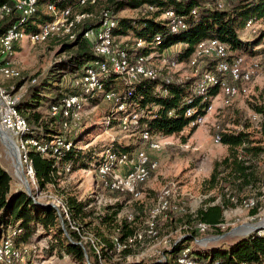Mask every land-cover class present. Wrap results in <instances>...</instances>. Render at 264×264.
<instances>
[{
  "label": "trees",
  "instance_id": "16d2710c",
  "mask_svg": "<svg viewBox=\"0 0 264 264\" xmlns=\"http://www.w3.org/2000/svg\"><path fill=\"white\" fill-rule=\"evenodd\" d=\"M76 1L38 0L36 12L19 27L26 31H36L40 24L50 19L45 11L41 12L39 9L41 3L52 2L59 6H65L73 5ZM5 3L10 4L11 2L10 0H0V6ZM142 5L154 8V11L149 10L141 17H117L118 23L114 29V34L122 37L132 36L131 39L125 41L129 53L137 52L146 55L147 50L148 55L150 50H168L171 51L170 59H174L178 63H187L195 46L203 39L218 38L227 45L230 51L244 49V42L241 41L237 33V19L248 15L264 17V0H234L230 6L224 9H218L211 0H108L104 9H110L114 14H117L122 9L137 8ZM93 6L88 5L83 9L93 11ZM168 10H173L185 17V29L177 32L170 31L166 20L160 18ZM192 10L195 11L194 14H192ZM20 19L21 16L16 12L1 17L0 35L6 33ZM94 23L95 21L88 22L90 25ZM157 34L161 37L160 43L148 44L154 40ZM260 36H264V32H260ZM139 39L145 44L136 47L135 42ZM259 39L260 37L254 40L255 43ZM61 46L62 50L68 51L70 54L63 56L64 58L60 59V63L70 58L71 64L79 68L99 59L80 33L72 41L62 40ZM213 64L214 60H209L206 68L212 69ZM66 68L69 69L68 65ZM165 73L163 78H159L161 75L159 73L155 79H143L130 86H123L119 80L118 91L124 90L123 92L126 93L125 103L132 105L140 113L139 126L137 127L140 128L139 136L143 129L154 134L167 136L181 133L186 128L190 129L188 134L191 135L196 130V126H190L191 120L202 114V109L207 104L206 101H203L202 96L194 91L196 76L178 81L172 79L168 71ZM33 79L34 81H32ZM116 79L113 74L109 75L104 80V87L114 89ZM19 83V85L23 84L21 81ZM29 83L16 105L30 126L27 136L47 140L61 136L65 140H71L73 147L63 151L58 161L59 164H68L74 168L75 163L83 156L82 152L75 148V140L63 135L60 118L47 117L45 114L42 115L43 112L40 110L43 99L40 100L39 96L43 89H47L49 85L38 83L36 75L30 77ZM68 91L69 93L78 92L71 88ZM210 93L215 95L216 88H212ZM60 94L61 90H57L50 97V100L54 101ZM95 97L97 96H88V100L92 101ZM189 98L191 102L187 104L186 101ZM251 106L264 117V104H251ZM189 107L196 111L191 117H187L185 114ZM112 108L114 107L112 106ZM113 112L116 111L113 109ZM235 123L241 125V128L237 130L218 128L217 130L220 142L228 146V152L213 162L210 175L202 182L204 195L213 194L207 196L202 205L192 214H188L187 223L194 222L197 225L202 222L208 224L209 229H217L219 224L223 222V213L226 209L243 204L250 199V193L253 190H258L264 185V170L261 166L262 160L260 161V157L264 155V140L252 136V131L249 130L250 124L247 121L243 122L242 119L237 118ZM117 143L113 141L109 143L107 148H111L115 152H130L137 147H118L119 144ZM29 158L32 160L40 188H45L48 184L56 182L58 167L55 166V157L51 154H42L30 150ZM10 180V175L0 167V233L3 228L9 225L19 228L21 231L14 236V241L18 244L21 237H25L24 239L27 240L35 226L40 225L45 231L53 230L54 233L55 231L59 233L58 235L55 234L60 237L56 241L57 244L51 243L45 250L50 258L58 253V256L63 254L70 257L76 264H99L95 252L88 251L79 244L75 231L70 230L67 225L64 227L59 225L57 212L52 206L39 204L25 190L11 191ZM100 189L102 188L100 187ZM113 193L125 194L117 191ZM66 202L76 223L97 238L103 258L109 259L113 254V236L123 239L132 234L136 228L127 221L126 217L118 219V214L122 208L119 202L107 205L104 212L97 214L96 224H92L91 220H86L91 213L90 210H87V207L91 205L90 202L78 200L72 196H69ZM258 205L259 203L255 202L254 206L251 207L252 215L257 212ZM189 229L191 232L184 234L179 240L173 241L171 248L164 251L162 261H132L123 264H176V258L185 247L189 246L187 243L197 233L193 228L190 227ZM130 253V250L123 251V255ZM193 253L199 257L220 261L222 264H239L243 261L262 264L264 234L255 231L240 238L225 249H215L209 253L193 250Z\"/></svg>",
  "mask_w": 264,
  "mask_h": 264
},
{
  "label": "rangeland",
  "instance_id": "374dc122",
  "mask_svg": "<svg viewBox=\"0 0 264 264\" xmlns=\"http://www.w3.org/2000/svg\"><path fill=\"white\" fill-rule=\"evenodd\" d=\"M107 3L108 0H96L93 11L99 13L106 7ZM40 5L39 9L44 12L46 4L41 3ZM149 10L154 11V8L149 9L147 5L137 8H125L119 11L117 16L141 17ZM160 18H162V15ZM250 18L254 19L256 28L255 32L252 33L244 30V23ZM236 28L239 38L244 42L242 51L246 52L249 57L259 64V69L250 83V92L247 95L240 94L234 97L219 94V97L213 102V111L207 116L205 124L197 126L191 135L188 134L190 130L188 128L181 133L167 135V138L173 144L165 146L159 152L153 154L158 159V164L150 172L151 176L145 183L150 185L149 191H147L146 185L143 194L134 198L126 194L104 191L95 186V166L99 156L108 147L109 143L115 141L118 142V147L132 146L134 148L139 144L140 131V128H133L132 126L125 130L117 120H114L110 124L111 126L107 128L105 125L107 116L113 115L117 119L122 114L113 112L112 103L97 96L92 101L87 99L83 101L78 125L69 133L63 131L65 137L75 140V148L80 150L83 156L75 163L74 168H69V171L63 169V165L57 161L55 163V166L58 167L56 182L48 184L45 188L38 186V192L36 193L41 191L43 196L41 199H36V201L44 202V194L50 193L61 196L66 201L69 196L76 197L78 200H87L91 203L87 207V210H90L91 213L86 220H91L92 224H96L97 214L104 212L107 205L119 202L122 208L118 214V219L131 216L134 219V223L131 224L143 229L148 210L156 197L163 190L168 189L170 196H172L170 209L166 212V215L159 217L157 237L149 239L143 244H137L131 249L134 256H129L130 259L137 258L145 262L156 258L157 252L165 250L170 241L191 232V229H186L185 226L196 230L197 233L187 244L200 253L225 249L246 236L245 234L255 232L256 230L250 231L256 225L249 224L261 221L259 225L264 226V185L250 193L249 198L254 200V204L255 202L259 203V208L253 215L251 214V207H247L243 203L234 208L226 209L223 213V222L217 229L210 228L205 232H198L196 223H187L188 214H192L202 205L207 196L213 194L204 195L202 182L210 175L213 162L224 156L226 152L225 145L215 139L218 128L224 130L240 129L241 125L235 123V120L240 118L243 122L247 121L250 124L249 130L252 131L254 138L264 140V117L251 106V104H264V36H260V32H264V17L248 15L237 19ZM131 37L123 36L120 40L123 42L131 39ZM258 37L260 39L255 43L254 40ZM61 43L62 39L57 36L34 44L23 39L14 44V49L11 52L0 56V65L8 61L21 74L19 78L12 79L4 78L0 74V86L22 94L30 84V77L34 75L38 77V83L49 85L47 89H43L42 94L39 96L40 100L43 99L40 110L43 112L42 115L45 114L47 117L49 104L69 93L68 90L71 87L70 83L73 76L77 75L82 68V66L78 68L71 64L70 58L60 63V59L64 58L63 56L70 54V52L62 50ZM148 53L150 65L157 68L161 74L159 78H163V74H166L165 71H168L165 65L170 60L171 51L154 49L148 51ZM66 65L69 69L66 68ZM192 71L187 63L182 62L171 69L169 74L172 79L181 81L193 77ZM19 81L23 84L19 85ZM114 82V90L118 91L120 81L116 79ZM57 90H61V94L54 101H51L50 97ZM11 153L15 154L12 150L10 152L9 147L0 136V167L11 177V191L25 190L22 181L24 174L18 172L15 160L17 156L14 157ZM260 158V161L262 160V170H264V155ZM20 166L23 171L22 165ZM58 222L60 225V219H58ZM249 226L254 227L246 229ZM258 233L264 234V229L258 231ZM55 234L58 235V231L54 233L53 230L45 231L40 225L35 226L28 239L25 240V237H21L18 244H33L36 248L31 249L22 262H16L15 264H76L73 263L70 257L63 254L58 256V253H55L56 255L50 258L46 253L45 250L48 245L51 243L57 244L56 241L60 238ZM123 260L124 258L121 256L118 263H122Z\"/></svg>",
  "mask_w": 264,
  "mask_h": 264
},
{
  "label": "built area",
  "instance_id": "2783aa9c",
  "mask_svg": "<svg viewBox=\"0 0 264 264\" xmlns=\"http://www.w3.org/2000/svg\"><path fill=\"white\" fill-rule=\"evenodd\" d=\"M218 9L230 6L234 0H211ZM9 3L0 6V18L11 12H16L21 16L17 24L10 28L6 33L0 35V56L11 52L17 41L23 39L30 43H39L48 40L53 36L60 37L68 42L76 38L77 34L88 42L92 52L99 57L98 60L85 64L81 72L73 76L70 88L77 93H66L57 101L48 106V116L61 119L62 129L70 132L78 125L82 103L88 100V96H100L103 100L111 102L116 113L122 114L117 119L109 115L105 119V125L110 127L114 120H117L123 129L129 126L137 128L139 126L140 113L132 105L125 103L126 93L106 89L104 80L111 74L119 79L123 86H130L143 79H155L159 73L157 68L151 66L148 55H141L137 52L129 53L126 49L125 40L114 34V29L118 23L117 14L110 9H103L99 13L85 11L83 8L88 5H95L96 0H77L73 5L59 6L56 3L47 2L45 12L50 19L39 25L36 31H26L19 26L27 20L37 10L38 0H10ZM149 9H153L149 7ZM195 11L192 10V14ZM162 19L171 32H177L186 28V21L183 15L177 14L173 10H168L162 14ZM95 21L93 25L88 22ZM254 19L250 18L244 23L246 32H255ZM161 41L160 35H155L154 40L148 44H158ZM142 40L135 42L136 47L143 46ZM209 60H214L213 68L207 69ZM180 63L174 59L166 62L165 68L168 73ZM187 64L192 68L193 76H196L194 91L202 96L206 101V106L202 109L203 113L191 120L190 126H200L205 124L207 116L212 113L219 94L228 97L236 95H247L250 92V83L253 76L259 69V64L249 57L242 49L230 51L227 45L218 38L203 39L197 43ZM0 74L4 78H19L20 72L8 61L0 65ZM34 81V79L32 80ZM212 88H216V94L211 95ZM21 97L11 89L0 86V128L14 141L19 152V164L23 167L24 179L32 189L34 200L41 199L43 192H38V180L35 175L32 160L29 158V151L35 150L42 154H51L56 158V162L63 151L73 147L71 140H65L61 136L52 139H40L35 136H27L30 131L26 119L18 111L16 105ZM191 99H187L189 104ZM195 109H186V116L191 117L195 114ZM166 135L151 133L149 130H142L139 136V144L130 152H115L111 148H106L99 156L96 166L95 186L104 191L120 192L129 194L131 197H140L144 192V185L150 177V172L157 167L158 159L153 155L163 147L172 145ZM216 141L220 142V136H215ZM63 169L69 171L70 166L63 164ZM35 191V192H34ZM168 189L159 194L144 221L143 229L135 228L134 232L119 239L112 237L113 254L111 258L101 257V246L97 238L89 231L84 230L72 218L70 208L66 200L55 194H44V202L50 203L56 210L61 225H65L78 236V242L84 249L95 252L99 264H123L124 262L142 261L137 258H129L132 253L123 255V251L130 250L137 244H143L149 239L157 237V223L160 216L166 215L170 209L171 201ZM247 207L254 205V200L249 199L244 202ZM129 223H134L131 216H126ZM220 225V224H219ZM189 229V226H185ZM209 229L206 223H198L197 231L205 232ZM21 230L17 227L7 226L0 233V263L13 264L22 262L25 255L36 246L33 244L19 245L14 241V236ZM183 235L173 241L179 240ZM173 241H170L165 250L171 248ZM157 252L156 258L149 261H162L164 251ZM86 252V250H85ZM124 258L122 263L118 260ZM134 256V255H132ZM176 264H222L220 261L199 257L193 253L190 246L185 247L176 258ZM239 264H257L246 261ZM264 264V258L262 261Z\"/></svg>",
  "mask_w": 264,
  "mask_h": 264
},
{
  "label": "water",
  "instance_id": "95a60500",
  "mask_svg": "<svg viewBox=\"0 0 264 264\" xmlns=\"http://www.w3.org/2000/svg\"><path fill=\"white\" fill-rule=\"evenodd\" d=\"M4 135L11 141V142H13L14 143V141L12 140V138H10V136H8L4 131H0V136H1V138L3 139L4 138ZM14 145H15V143H14ZM15 147H16V145H15ZM17 148V147H16ZM18 150V149H17ZM24 189H25V192L26 193H28L29 195H32V192H31V188L29 187V185H28V183H27V181H26V183H24ZM39 204H41V205H44V206H51V204L50 203H43V202H39V201H37ZM261 221H259V222H256V223H252V224H249V225H256L254 228H255V230L256 231H261V230H263L264 229V226L263 225H259V223H260ZM254 230V231H255ZM252 232V231H251ZM249 233H247V234H245V235H248Z\"/></svg>",
  "mask_w": 264,
  "mask_h": 264
},
{
  "label": "bare ground",
  "instance_id": "6f19581e",
  "mask_svg": "<svg viewBox=\"0 0 264 264\" xmlns=\"http://www.w3.org/2000/svg\"><path fill=\"white\" fill-rule=\"evenodd\" d=\"M0 131H2V129L0 128ZM3 141L7 144V146L9 147V150H10V152H11V150L15 153V154H12L14 157H15V155L17 156V158L15 157V160H16V166H17V168H18V172L19 173H21L22 174V170H21V166H20V164H19V152H18V150H17V148L15 147V145H14V143L13 142H11L5 135H4V138H3ZM11 148V149H10ZM23 176V175H22ZM23 183H26V180L23 178ZM254 226H249V228L248 227H246V229H252ZM255 230V228H253L251 231H254ZM250 231V232H251Z\"/></svg>",
  "mask_w": 264,
  "mask_h": 264
},
{
  "label": "crops",
  "instance_id": "0c3cea01",
  "mask_svg": "<svg viewBox=\"0 0 264 264\" xmlns=\"http://www.w3.org/2000/svg\"><path fill=\"white\" fill-rule=\"evenodd\" d=\"M218 97H219V95H218ZM41 111H42V110H41ZM224 147H225V150H226V152H225V155H226L227 152H228V146L225 145ZM222 157H223V156H222ZM146 185H147V191H149L148 189H149L150 185H148V183H147V184H145L144 186H146ZM144 190H145V187H144Z\"/></svg>",
  "mask_w": 264,
  "mask_h": 264
}]
</instances>
